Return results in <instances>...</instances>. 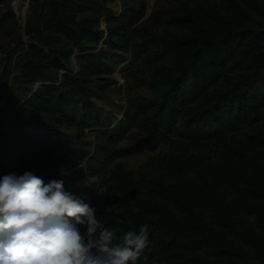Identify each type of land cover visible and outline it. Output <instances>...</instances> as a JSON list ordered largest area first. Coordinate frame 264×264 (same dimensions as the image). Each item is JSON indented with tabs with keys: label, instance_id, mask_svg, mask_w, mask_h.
I'll use <instances>...</instances> for the list:
<instances>
[{
	"label": "trees",
	"instance_id": "obj_1",
	"mask_svg": "<svg viewBox=\"0 0 264 264\" xmlns=\"http://www.w3.org/2000/svg\"><path fill=\"white\" fill-rule=\"evenodd\" d=\"M102 9L100 0H30L27 42L18 41L23 50L18 84H43L0 132V178L30 171L47 183L55 178L43 172L45 164L77 152L70 136L44 118L58 119L76 99L84 103L85 120L93 119L87 76L106 71L100 54L77 55L82 71L77 76L58 73L69 69L68 45L88 50L84 38L94 32ZM251 11L264 14V0H222L204 12L187 9L179 21L188 33L162 52L167 76H153L151 93L137 108L144 131L117 152L155 150L179 126L195 146L218 144L229 133L234 137L251 128L236 154L230 147L207 164L193 154L166 155L157 160L161 173L154 174L149 163L136 176L116 169L114 185L135 204L104 226L114 231L115 242L150 226V243L138 264H264V167L251 163L245 152L264 154V28H249ZM129 18L122 11L118 25ZM63 180L67 191L89 202V186L71 176ZM245 245L254 250L252 257Z\"/></svg>",
	"mask_w": 264,
	"mask_h": 264
},
{
	"label": "rangeland",
	"instance_id": "obj_2",
	"mask_svg": "<svg viewBox=\"0 0 264 264\" xmlns=\"http://www.w3.org/2000/svg\"><path fill=\"white\" fill-rule=\"evenodd\" d=\"M100 1L102 17L93 27L94 32L85 36L83 41V48L88 50L82 52L68 45L66 50L71 52L69 69L58 73L59 78L66 74L77 76L81 71L77 55L100 54L107 65L106 71L87 76V84L90 85L88 98L94 104V117L86 121L84 103L75 99L58 119L44 118L70 136L77 152L67 153L60 161L45 164L43 172L57 180L71 176L89 186L92 195L88 203L97 209L96 218L105 224L112 219L120 220L127 215V206L135 204L132 197L120 192L114 185L116 169L134 172L136 176L149 163L154 174L161 173L163 167L157 160L166 155L193 154L203 158L204 164H207L230 147L236 154L240 140L251 133V128L241 129L234 137V133H229L218 144L195 146L184 135L183 127L179 126L178 131L170 133L155 150L119 155L117 152L121 148L133 143L144 131L142 115L137 108L151 93L153 76H167L168 60L162 55L165 45L188 33L179 20L186 16L187 9L194 13L204 12L209 5L220 4L222 0ZM29 6L30 0H0V132L8 128L10 117L15 115L16 109L31 91L43 84L38 82L27 88L18 84L23 71V50L18 41L27 42L24 30ZM124 10L128 11L130 18L119 26L118 18ZM250 14L249 28H264V14L257 11ZM245 152L251 163L264 167V154ZM260 234L264 236V233ZM244 248L250 257L254 255L251 247L245 245Z\"/></svg>",
	"mask_w": 264,
	"mask_h": 264
},
{
	"label": "clouds",
	"instance_id": "obj_3",
	"mask_svg": "<svg viewBox=\"0 0 264 264\" xmlns=\"http://www.w3.org/2000/svg\"><path fill=\"white\" fill-rule=\"evenodd\" d=\"M97 209L65 189L26 171L0 178V264H138L150 226L115 242Z\"/></svg>",
	"mask_w": 264,
	"mask_h": 264
}]
</instances>
